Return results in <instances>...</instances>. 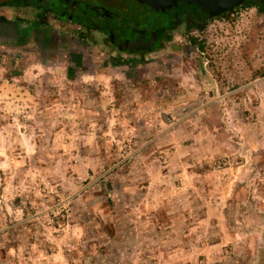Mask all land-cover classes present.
<instances>
[{"label":"clouds","instance_id":"9594fccd","mask_svg":"<svg viewBox=\"0 0 264 264\" xmlns=\"http://www.w3.org/2000/svg\"><path fill=\"white\" fill-rule=\"evenodd\" d=\"M243 3L221 5L239 6L227 85L183 26L131 78L99 47L22 68L0 44V264H264V14Z\"/></svg>","mask_w":264,"mask_h":264},{"label":"flooded vegetation","instance_id":"af4514ba","mask_svg":"<svg viewBox=\"0 0 264 264\" xmlns=\"http://www.w3.org/2000/svg\"><path fill=\"white\" fill-rule=\"evenodd\" d=\"M1 10L0 44L13 50L11 62L20 61L22 68L33 62L28 56L40 60L48 52L52 59L61 48L75 52L81 66L99 55L98 47L106 54L103 66L121 54L141 60L161 49L179 27L203 30L211 21L195 6L178 3L161 12L136 0H0Z\"/></svg>","mask_w":264,"mask_h":264},{"label":"rangeland","instance_id":"374dc122","mask_svg":"<svg viewBox=\"0 0 264 264\" xmlns=\"http://www.w3.org/2000/svg\"><path fill=\"white\" fill-rule=\"evenodd\" d=\"M0 12H4V11L1 10ZM259 14H264V12H260L257 9V15H259ZM154 15L155 14H152V16H154ZM225 20H227L229 22V24L231 25V29L222 30L219 27H214L216 25L217 21H225ZM236 20H237V18H234V17H231L230 15H227V16L222 17V18L212 19L211 21H209L207 23V25L204 27L203 30H199L196 27H193V28L186 30L183 27L184 33H186V34L191 33L193 29H196L198 31L199 35H190L188 37V39L191 42V48H190V51L188 48H186L185 51H189V55L191 56V55L196 53V49L198 48L199 53L205 54L204 59H206L208 62V68L210 70H213L214 78H217L218 85H219L221 80H223L224 84L227 85V83H228L227 77L230 74H235V67H234L235 60L233 59L234 52L229 51V49H234L236 46H233L230 43V41L227 39V37L230 36L232 34V30L235 29ZM180 30H181V27L176 29L174 33H178V32H180ZM173 34H172V37L169 41H171L173 39ZM193 39L196 40V43H194L192 41ZM169 41H167V42H169ZM165 44L162 48L165 47ZM201 45L203 46V49L200 48ZM251 45H255V48L252 49L253 51H256L260 47L259 43L257 42L256 39H253L247 47H246V44L243 42L239 43V45H238L239 49L244 50V51H241L239 54H240L241 58L243 59L244 63L246 65H248L249 68H250L249 56L251 55V52L248 49L251 48ZM220 49H222V51ZM103 52H105V51L103 50ZM210 52L213 54L208 55V53H210ZM225 53H227V55H225ZM261 54H264V53L257 51V54L255 57H253V59H259ZM107 57H109V54ZM119 57H121L120 60L115 61V63H113V64H108V65L105 64L103 67L107 68V67H109V65H111V69L123 71V72H125V74L129 78L139 75V73L137 72L136 67H135V65L137 63V59H136L137 57L126 55V54H121V55H119ZM131 59H135V61H132ZM204 59H201L197 56V58L192 61V69L193 70H195L197 68L203 69ZM104 60H106V59H103V61ZM141 60H143V59H141ZM12 75H14V74L12 73ZM236 75H237V78L239 79L238 74H236ZM260 75H262V73L259 69H257L255 72L252 73V79H256V77L260 76ZM14 76H16V75H14ZM238 87H240L239 83L233 84V90L235 88H238ZM2 94H3L2 90H0V96H2ZM97 95H99V93H97ZM209 95H214V93L209 92ZM253 104H257V101H253ZM245 115H251V113L245 111ZM0 141H2V137H0ZM61 151H63V149H61ZM261 163H264V160H262ZM3 166H4V158L2 156H0V167H3ZM165 171H167V170H165ZM230 171L233 173L234 182L238 183L240 175H241V169L233 167L230 169ZM16 201L19 202V197L16 198ZM56 227H59V225H56ZM11 251L12 250L9 249L8 251L4 252L3 258L7 259L9 256V252H11ZM49 255H51V253H49ZM198 259L203 260V259H205V257L203 255H201L200 257H198ZM56 264H59L58 258L56 260ZM189 264H191V261H189Z\"/></svg>","mask_w":264,"mask_h":264},{"label":"water","instance_id":"95a60500","mask_svg":"<svg viewBox=\"0 0 264 264\" xmlns=\"http://www.w3.org/2000/svg\"><path fill=\"white\" fill-rule=\"evenodd\" d=\"M141 4L148 5L151 9L155 11L165 12L168 9H171L177 6L178 3L185 4L187 6H195L198 9L205 12L209 19H215L220 17L223 14L229 13L234 9H238L239 6H234L231 8L222 7L224 0H136ZM247 1L254 0H244L243 6ZM242 2V0H241Z\"/></svg>","mask_w":264,"mask_h":264},{"label":"trees","instance_id":"16d2710c","mask_svg":"<svg viewBox=\"0 0 264 264\" xmlns=\"http://www.w3.org/2000/svg\"><path fill=\"white\" fill-rule=\"evenodd\" d=\"M264 2V1H263ZM249 6H258L257 8H258V10L260 11V12H264V3H254V2H251V1H247L246 3H245V5H244V7H249ZM238 11V9H234L233 11H231V12H237ZM231 12H229V13H231ZM229 13H226V14H223V15H221L220 17H218V18H222V17H225V16H227V15H229ZM194 43H196V40L195 39H193L192 40ZM200 48L201 49H203V46L201 45L200 46Z\"/></svg>","mask_w":264,"mask_h":264},{"label":"crops","instance_id":"0c3cea01","mask_svg":"<svg viewBox=\"0 0 264 264\" xmlns=\"http://www.w3.org/2000/svg\"><path fill=\"white\" fill-rule=\"evenodd\" d=\"M68 73H69V79H71L73 77V75H74L73 69H68ZM13 74L16 75V76H19V75L22 74V72L16 71V72H13Z\"/></svg>","mask_w":264,"mask_h":264},{"label":"built area","instance_id":"2783aa9c","mask_svg":"<svg viewBox=\"0 0 264 264\" xmlns=\"http://www.w3.org/2000/svg\"><path fill=\"white\" fill-rule=\"evenodd\" d=\"M233 13H234V12H231V13H229V15H230L231 17H233Z\"/></svg>","mask_w":264,"mask_h":264}]
</instances>
